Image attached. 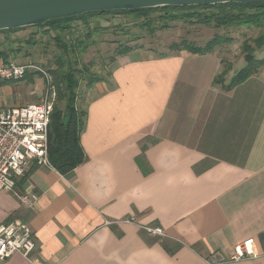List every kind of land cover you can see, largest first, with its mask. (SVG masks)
I'll return each instance as SVG.
<instances>
[{
  "label": "crops",
  "instance_id": "crops-1",
  "mask_svg": "<svg viewBox=\"0 0 264 264\" xmlns=\"http://www.w3.org/2000/svg\"><path fill=\"white\" fill-rule=\"evenodd\" d=\"M245 66L216 84V52L118 57L77 101L86 161L67 175L33 164L16 189L38 202L1 193L0 225H30L36 264H207L249 239L258 258L220 264H264V73L226 90Z\"/></svg>",
  "mask_w": 264,
  "mask_h": 264
},
{
  "label": "trees",
  "instance_id": "trees-1",
  "mask_svg": "<svg viewBox=\"0 0 264 264\" xmlns=\"http://www.w3.org/2000/svg\"><path fill=\"white\" fill-rule=\"evenodd\" d=\"M118 15H125L136 22L135 26L140 31V34L135 37L136 40H141L148 34L154 35L158 31L170 29L171 23L180 20L214 26L216 28L264 27V4L236 3L214 6L159 7L131 11H109L52 20L44 25L36 26L38 28H47V33L53 32L55 34L54 40L60 51V56L57 59V69L50 72L54 78V86L57 89L58 99L51 115L47 151L51 166L62 175L71 173L86 161L81 144V134L86 113L77 105L79 72L73 68V63L70 59L77 56V54L86 53L88 48L96 43L92 38L104 30L98 24L94 30H89L85 36L80 35L71 38L74 37V24L76 21H83L85 24H88L89 20L93 18ZM20 31L21 29H16L0 33H17ZM230 42L231 39L217 36L204 47L185 42L182 46H172V49L176 50V52L188 51L193 54L205 55L214 52L221 44ZM28 43L32 46L35 44L31 40ZM253 43L255 46L249 43L243 45L242 49L245 55L246 66L231 80L226 90L230 91L245 83L252 76L257 75L264 67V59H257L255 55L257 50L264 49V35L254 40ZM137 47L130 46L129 44L121 45L117 50V56L128 55L137 50ZM15 51L11 49V52ZM167 56L161 55L160 57ZM9 57L10 52L0 49V58L8 59ZM231 70V65L226 67L222 74L216 78L215 83L224 84L226 76ZM102 79L99 77L92 79L89 82L88 88L102 81ZM60 103H64V107L59 106Z\"/></svg>",
  "mask_w": 264,
  "mask_h": 264
},
{
  "label": "rangeland",
  "instance_id": "rangeland-1",
  "mask_svg": "<svg viewBox=\"0 0 264 264\" xmlns=\"http://www.w3.org/2000/svg\"><path fill=\"white\" fill-rule=\"evenodd\" d=\"M98 24L104 30L92 38L96 41L95 45L89 47L86 53L77 54L70 59L73 68L79 72L77 101L84 94L92 79L110 77L113 63L118 57L117 50L121 45L138 46L136 51L141 50L144 53L161 56L177 53L176 50L172 49L174 45L182 46L186 42L204 47L215 37L220 36L231 39L230 43H223L214 51L223 58L225 69L229 65L242 62L245 56L242 47L245 43L255 46L253 41L264 35V27L216 28L180 20L171 23L170 29L158 31L154 35L148 34L145 38L136 40L135 37L140 34L135 26L136 22L125 15H118L93 18L89 20L88 24L83 21H76L74 37L71 38L80 35L85 36L89 30H94ZM47 30V28L28 27L17 33H0V49L10 52V57L19 63L43 68L47 71L51 83L54 84V78L50 72L57 69L60 51L54 40L55 34L53 32L47 33ZM30 40L34 41L33 46L28 43ZM11 49L17 52H11ZM255 55L257 59H264V49L257 50ZM261 72L264 73V67ZM47 89L46 77L36 69H32L27 77L22 80L0 83V101L2 105L7 107L39 104L44 101ZM55 91L57 94V89ZM57 99L56 95L54 106L57 104ZM59 106L64 107V103H60Z\"/></svg>",
  "mask_w": 264,
  "mask_h": 264
},
{
  "label": "built area",
  "instance_id": "built-area-1",
  "mask_svg": "<svg viewBox=\"0 0 264 264\" xmlns=\"http://www.w3.org/2000/svg\"><path fill=\"white\" fill-rule=\"evenodd\" d=\"M32 69L47 79L48 91L44 101L22 107H7L0 101V194L14 193L25 209L33 208L39 198L34 194L17 192V180L24 178L33 164L51 167L47 151L48 131L57 94L43 68L19 63L12 57L0 58V83L22 80ZM135 221L131 218L126 222ZM143 229L154 236H165L160 227L146 226ZM36 250L34 232L28 223L17 219L0 225V264L17 254L36 264L33 258ZM258 257L255 240L249 239L236 245L228 258L214 254L206 263L240 262Z\"/></svg>",
  "mask_w": 264,
  "mask_h": 264
},
{
  "label": "water",
  "instance_id": "water-1",
  "mask_svg": "<svg viewBox=\"0 0 264 264\" xmlns=\"http://www.w3.org/2000/svg\"><path fill=\"white\" fill-rule=\"evenodd\" d=\"M230 3L260 5L264 0H0V32L85 14Z\"/></svg>",
  "mask_w": 264,
  "mask_h": 264
}]
</instances>
